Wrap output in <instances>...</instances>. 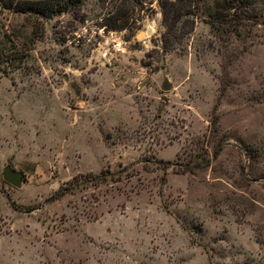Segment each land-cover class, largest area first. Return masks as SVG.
I'll use <instances>...</instances> for the list:
<instances>
[{
	"label": "rangeland",
	"instance_id": "1",
	"mask_svg": "<svg viewBox=\"0 0 264 264\" xmlns=\"http://www.w3.org/2000/svg\"><path fill=\"white\" fill-rule=\"evenodd\" d=\"M103 11L0 7V264H264V25L163 50L156 0Z\"/></svg>",
	"mask_w": 264,
	"mask_h": 264
},
{
	"label": "trees",
	"instance_id": "2",
	"mask_svg": "<svg viewBox=\"0 0 264 264\" xmlns=\"http://www.w3.org/2000/svg\"><path fill=\"white\" fill-rule=\"evenodd\" d=\"M82 0H0V7L17 13L49 18L77 9ZM104 11L99 25L104 29L130 27L138 20L140 0H98ZM163 31V50L188 34L196 20L205 23L221 44L246 37L254 26L264 25V0H156ZM214 122V121H213ZM217 149H214L216 153ZM161 161V160H159ZM203 164L208 159L204 158ZM160 163H167L161 161ZM61 193V188L56 194Z\"/></svg>",
	"mask_w": 264,
	"mask_h": 264
},
{
	"label": "water",
	"instance_id": "3",
	"mask_svg": "<svg viewBox=\"0 0 264 264\" xmlns=\"http://www.w3.org/2000/svg\"><path fill=\"white\" fill-rule=\"evenodd\" d=\"M140 35H144L143 30H140L136 34V37H138ZM161 88L163 90H166L169 88V84L167 83L166 79L162 80ZM1 177L8 184L17 187L20 185V182L22 181L23 174L20 170L13 169L9 165H5V166H3L2 170H1Z\"/></svg>",
	"mask_w": 264,
	"mask_h": 264
},
{
	"label": "bare ground",
	"instance_id": "4",
	"mask_svg": "<svg viewBox=\"0 0 264 264\" xmlns=\"http://www.w3.org/2000/svg\"><path fill=\"white\" fill-rule=\"evenodd\" d=\"M150 30V27H147V31H146V34L148 33V31ZM145 34V33H144Z\"/></svg>",
	"mask_w": 264,
	"mask_h": 264
},
{
	"label": "built area",
	"instance_id": "5",
	"mask_svg": "<svg viewBox=\"0 0 264 264\" xmlns=\"http://www.w3.org/2000/svg\"><path fill=\"white\" fill-rule=\"evenodd\" d=\"M115 49H117V50H118V47H116Z\"/></svg>",
	"mask_w": 264,
	"mask_h": 264
}]
</instances>
